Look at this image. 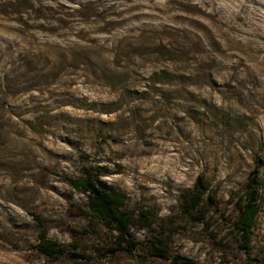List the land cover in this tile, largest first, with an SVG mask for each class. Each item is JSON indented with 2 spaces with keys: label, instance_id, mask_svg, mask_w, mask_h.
Listing matches in <instances>:
<instances>
[{
  "label": "rangeland",
  "instance_id": "rangeland-1",
  "mask_svg": "<svg viewBox=\"0 0 264 264\" xmlns=\"http://www.w3.org/2000/svg\"><path fill=\"white\" fill-rule=\"evenodd\" d=\"M126 8L97 31L70 0H0V264H264V0ZM255 166L247 253L233 223ZM85 171L123 196L132 253L71 187ZM199 175L203 222L181 200ZM41 230L76 256H43Z\"/></svg>",
  "mask_w": 264,
  "mask_h": 264
},
{
  "label": "trees",
  "instance_id": "trees-1",
  "mask_svg": "<svg viewBox=\"0 0 264 264\" xmlns=\"http://www.w3.org/2000/svg\"><path fill=\"white\" fill-rule=\"evenodd\" d=\"M69 183L72 188L79 190L86 196V209L89 215L105 228L116 233L118 247L122 244L130 246L126 251L132 253L137 245L132 234L134 217L125 209L123 196L100 186L90 171H85L78 177L70 178ZM260 190L259 167L255 166L247 182L244 197L237 204V215L233 223L240 237L243 250L247 253L251 250L252 230L259 213ZM207 194L210 201L213 202L214 197L209 194V186L205 177L199 175L194 187L181 196L183 212L196 221L203 222L205 214L201 210V205ZM35 248L46 258L76 256V254L68 251L64 245L50 239L46 230L40 231ZM109 251L116 252L115 248ZM152 256L165 259L167 250L160 246H153ZM181 263L194 264L193 261L183 257Z\"/></svg>",
  "mask_w": 264,
  "mask_h": 264
},
{
  "label": "bare ground",
  "instance_id": "bare-ground-1",
  "mask_svg": "<svg viewBox=\"0 0 264 264\" xmlns=\"http://www.w3.org/2000/svg\"><path fill=\"white\" fill-rule=\"evenodd\" d=\"M79 6L78 14L90 12L94 17L91 22L97 25V31L102 27L119 25L124 21L123 13L128 12V0H70ZM121 7L125 9L121 10ZM103 22V25L100 23Z\"/></svg>",
  "mask_w": 264,
  "mask_h": 264
}]
</instances>
